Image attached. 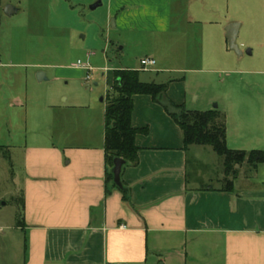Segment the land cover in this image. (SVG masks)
I'll list each match as a JSON object with an SVG mask.
<instances>
[{"label":"crops","instance_id":"obj_1","mask_svg":"<svg viewBox=\"0 0 264 264\" xmlns=\"http://www.w3.org/2000/svg\"><path fill=\"white\" fill-rule=\"evenodd\" d=\"M99 1L122 50L143 51L139 67L117 70L139 71L143 82L142 73L155 74L149 82L168 83V95L160 102L134 97L132 126L148 131L136 137L137 163L122 171L126 198L107 180L106 98L104 105L93 99L67 105L50 91L30 97L27 82L36 83L34 75L46 81L53 66L28 64L13 57L25 50L0 45V152L17 156L22 166L17 228L25 235V264H264V163L228 190L214 187L202 169L190 172L193 162L203 163L192 156L201 146L185 149L162 105L168 99L185 106L186 97L172 92L185 79L171 76L215 75L203 110L225 116L230 150L264 151V0L93 5ZM7 7L12 16L21 10L0 0L1 21L12 17ZM232 24H239L241 56L226 38ZM143 58L156 60L155 68L142 71Z\"/></svg>","mask_w":264,"mask_h":264},{"label":"rangeland","instance_id":"obj_2","mask_svg":"<svg viewBox=\"0 0 264 264\" xmlns=\"http://www.w3.org/2000/svg\"><path fill=\"white\" fill-rule=\"evenodd\" d=\"M2 1L21 10L15 16L2 19L1 47L25 50L26 55L13 57L25 59L28 64L41 62L53 66V70L49 69L51 77L46 81L39 82L34 75L36 83L27 82L30 97L38 93L45 97L50 91L56 93V101L61 104L84 105L91 99L100 103L111 91L115 70L139 67L137 54L143 51L130 47L122 50L123 46L117 43L116 29L112 28V22H107L106 6L102 3L101 7L92 9L98 0ZM79 61L82 66L91 68V72L78 67ZM56 69H59L57 73ZM32 71L29 68L28 72L33 74ZM88 74L90 83L86 82ZM155 76L142 73L141 79L149 82L148 79ZM182 77L183 82L172 85L174 95L181 94L183 100L186 97L185 107L190 111H207L203 110L206 109L204 97L212 90L216 76L198 72L171 76L172 79ZM192 153L203 162L194 160L197 165L191 164L192 174L202 169L214 187H224L225 180L233 178L234 174L226 173L223 159L211 147L201 146ZM18 159L12 155L9 160L0 152V264H25V235L17 228L23 197L22 166ZM235 170L237 177L254 174L246 163L236 165Z\"/></svg>","mask_w":264,"mask_h":264},{"label":"trees","instance_id":"obj_3","mask_svg":"<svg viewBox=\"0 0 264 264\" xmlns=\"http://www.w3.org/2000/svg\"><path fill=\"white\" fill-rule=\"evenodd\" d=\"M114 77V84L106 97L105 115V152L109 168L107 173L109 183H113L111 169L114 159L122 158L128 164H136L138 161L136 137L148 131L147 129L138 130L132 126L134 97L150 96L154 101L160 102L161 98L166 97L169 88L168 83L141 81L139 71L116 70ZM162 105L181 129L185 149L193 145L208 146L223 159L226 173L234 174L232 179L225 180L226 190L232 188V181L237 179L236 165L246 163L254 170L259 164L264 163V151H235L227 147L226 118L218 109L207 112L190 111L184 105H176L168 99ZM5 155L6 158L9 157L8 154ZM124 187L125 189L121 191L127 198L129 188L126 185Z\"/></svg>","mask_w":264,"mask_h":264},{"label":"water","instance_id":"obj_4","mask_svg":"<svg viewBox=\"0 0 264 264\" xmlns=\"http://www.w3.org/2000/svg\"><path fill=\"white\" fill-rule=\"evenodd\" d=\"M101 1H99L98 3H96L95 5L92 6V9H96L99 5H100ZM4 13L7 16H12V14L14 13V11L12 12V7H7L4 10ZM238 28H239V24H232L230 25L227 29V35L226 38L229 42V47L230 49L237 55V56H241L242 52L239 49V46L236 44V38H237V34H238ZM217 107V106H215ZM128 163L127 161H125L122 158H115L114 159V163H113V167L111 169V173L113 176V184L119 188L120 190H124V184L122 182V171L124 169L125 166H127Z\"/></svg>","mask_w":264,"mask_h":264},{"label":"built area","instance_id":"obj_5","mask_svg":"<svg viewBox=\"0 0 264 264\" xmlns=\"http://www.w3.org/2000/svg\"><path fill=\"white\" fill-rule=\"evenodd\" d=\"M156 64H157L156 60H154L152 58H143L140 60L141 69H142V71H145V72L153 70L155 68ZM78 67H83L88 72H91V68L86 67V66H82L80 61L78 62ZM90 81H91V75L88 74L86 82L90 83ZM110 264H113V263H110ZM119 264H126V263H119Z\"/></svg>","mask_w":264,"mask_h":264}]
</instances>
